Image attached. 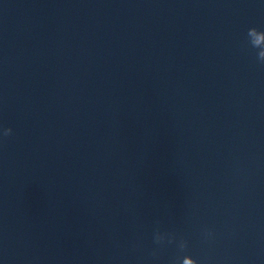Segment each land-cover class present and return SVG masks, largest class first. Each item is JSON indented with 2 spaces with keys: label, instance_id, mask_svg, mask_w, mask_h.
I'll use <instances>...</instances> for the list:
<instances>
[{
  "label": "clouds",
  "instance_id": "9594fccd",
  "mask_svg": "<svg viewBox=\"0 0 264 264\" xmlns=\"http://www.w3.org/2000/svg\"><path fill=\"white\" fill-rule=\"evenodd\" d=\"M248 37L250 38V43L254 48L259 49L257 53V58L261 62H264V31H258L256 28H250L248 30ZM11 129H5V135L11 134ZM158 233L155 235V240L157 243L161 242L162 239L158 236Z\"/></svg>",
  "mask_w": 264,
  "mask_h": 264
}]
</instances>
